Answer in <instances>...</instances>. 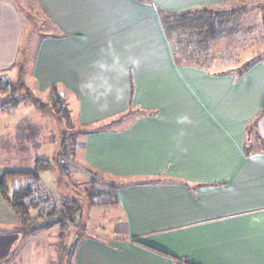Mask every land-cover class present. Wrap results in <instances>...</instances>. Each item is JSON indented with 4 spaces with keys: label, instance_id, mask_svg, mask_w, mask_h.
Listing matches in <instances>:
<instances>
[{
    "label": "crops",
    "instance_id": "1",
    "mask_svg": "<svg viewBox=\"0 0 264 264\" xmlns=\"http://www.w3.org/2000/svg\"><path fill=\"white\" fill-rule=\"evenodd\" d=\"M32 2L45 24L27 35L19 2L0 0V82L9 84L0 90V136L11 139L0 150V185L7 170L29 173L12 190L7 179L9 196L33 172L45 185L40 171L51 170L73 208L65 176L102 178L100 197L119 221L93 232L82 225L73 264H264V61L241 76L181 63L163 25V16L217 10L224 0ZM26 40L33 90L19 66ZM211 47L210 63L223 60L226 38ZM27 89L41 96L27 98ZM56 98L74 127L75 165L37 171V159L49 160L42 144L58 134L64 142ZM20 220L0 191V264L39 256L20 244L29 236ZM46 246L55 251L47 264L72 251L62 236L45 255Z\"/></svg>",
    "mask_w": 264,
    "mask_h": 264
},
{
    "label": "rangeland",
    "instance_id": "2",
    "mask_svg": "<svg viewBox=\"0 0 264 264\" xmlns=\"http://www.w3.org/2000/svg\"><path fill=\"white\" fill-rule=\"evenodd\" d=\"M16 2H19L20 9L24 14L26 28H27V35L29 33V30H32L30 33L33 34V32H37L36 30L41 28L43 24H45L44 19L42 18V14L36 5H34L33 0H15ZM24 1L27 5H25ZM217 12H221L222 14H231V12H243V15H237L239 17L238 20L233 21L227 26L228 32L224 34L222 37L226 38V51L223 52L222 59L220 62L217 61L213 63H210L212 59V55H214V50L212 49L210 45L209 50V60L206 64L205 59L206 56L197 55L198 53H195L197 57L193 58L195 61H202L204 63V67L209 69L210 66L216 71H222V70H228L233 71V73H239L242 68L245 67V65L248 62H252L254 60L256 61H264V0H224V3L219 6L217 10H214ZM44 27V26H43ZM29 33V34H30ZM213 42V41H212ZM211 42V44H212ZM28 40L25 41V44L22 49L21 57L19 60L20 67L22 66L23 72V83L26 82L27 86L30 88V90H33L34 87L32 85L33 78H31L30 69H28L27 66V57L28 59L33 58L35 50H29L27 47ZM29 50V51H28ZM219 55V58L221 57ZM218 56V55H216ZM258 59V60H257ZM213 61V60H212ZM24 62V63H23ZM214 64V65H213ZM5 76L0 72V78L3 79ZM14 78H16V75H12ZM18 85V84H17ZM33 88V89H32ZM9 89V87H8ZM8 89H0L2 90L1 93H7L6 90ZM21 89V88H18ZM23 93V92H22ZM20 93L16 98L25 96L28 98L30 96H41V95H31L29 90L24 91V94ZM33 93V92H32ZM57 99V98H56ZM64 103V102H63ZM55 105V104H54ZM56 107V106H55ZM59 107L60 114L57 117L59 119L62 118L64 124V131L63 136L64 139H66L68 136L70 140L75 141L74 135V127H68V113L65 112V109L61 111V109L65 106H62L61 102ZM34 119L38 120L39 118L34 115ZM59 136V134H58ZM55 136L53 138V143L46 142L42 144V153L48 158L51 162V164L54 166L55 169H59L58 164L61 167V171L64 173L65 169L63 168V165L60 164V160L68 161L70 166L75 165L72 160L69 159V157L64 155H59L58 153V141L59 137ZM5 141H11V139L8 137V135H5L4 137L0 136V150L1 146L4 144ZM57 141V142H56ZM72 147V144L70 148ZM72 149V148H71ZM1 152V151H0ZM39 152V149L37 150ZM39 158V157H38ZM38 160V159H37ZM57 160V161H56ZM59 162V163H58ZM44 171V172H43ZM51 170H41L40 173L43 175L42 179L46 182L45 185H47L51 190L56 194L54 197L61 198L60 196L65 195L64 191L65 189L59 190L57 185V182H54L53 179L51 180L49 176L51 175ZM79 172L78 175H70L65 176L64 182H66L69 190L72 192L73 196H76L78 198V204L76 207H73L72 209V215L71 218L64 219L63 222L54 224L50 227H44V228H38L36 230H30L29 227H25L24 231L26 233H29V236L27 238L21 237L22 247H29L28 251H30L28 254L37 255L39 253V256H36L35 259H30L31 261L27 264H47L46 263V257L54 255L55 251L52 248H48L46 246V254L45 255V249L43 248L44 245L51 244V243H57L59 241L60 236H62V240H64L65 244H68L69 248L72 249L73 243L76 240V234L81 233L83 231V226H88V229L90 231H95L96 227L98 226H104L110 229L111 227H114L115 224L119 221L117 213H114V210L112 208L111 203H105L103 199L102 201L97 202L93 199L91 200V195L93 193L96 194V197L101 194L99 193L102 188L104 187L103 183H100L102 181V178L95 177L93 179H90L87 182L82 183L81 178L83 177L82 170L77 171ZM14 183L13 178H10L8 180L9 188L12 190V185ZM106 189V187H105ZM53 193V194H54ZM105 196V194L103 195ZM106 195V200L107 197ZM94 198V197H93ZM66 200V199H65ZM100 203V204H99ZM72 208V207H71ZM39 209L38 207L31 208V217L32 220H39ZM56 215H59V212H53ZM42 220V219H41ZM21 221V220H20ZM43 221V220H42ZM16 228H23L24 223L21 221V225H16ZM29 231V232H28ZM59 235V237H58ZM31 240V241H30ZM41 250V251H40ZM18 253V250H16ZM68 252V251H67ZM66 254V253H65ZM69 254L65 255L64 261L61 264H69ZM46 256V257H45ZM47 257V259H48ZM14 254L7 258V261L5 262H11L13 260ZM16 258V254H15ZM30 258V256H29ZM52 259V258H51ZM49 257V260L47 262L52 261Z\"/></svg>",
    "mask_w": 264,
    "mask_h": 264
},
{
    "label": "trees",
    "instance_id": "3",
    "mask_svg": "<svg viewBox=\"0 0 264 264\" xmlns=\"http://www.w3.org/2000/svg\"><path fill=\"white\" fill-rule=\"evenodd\" d=\"M243 13L244 11L239 13L231 12V14H222L221 12L210 9H200L195 11H187L181 14H172V16H163V25L165 26L167 37H169L171 41L172 49L176 59L181 63L184 62L185 64H193L197 66L200 65L201 67L204 66L205 62L207 64L210 57L208 54L211 48V42L215 38L226 34L228 32L227 26L233 21L238 20L236 17L239 16L237 15H243ZM195 53H198L197 55L206 56L207 58L205 59V62L202 63L201 60L198 62L195 61L193 59L194 57H197ZM255 63H257L256 60L248 62L245 67L239 71L240 76L243 75L248 70V68ZM54 103L56 107L60 105V102L57 101V99L54 100ZM64 109L66 112L67 110L64 107L61 109V111ZM70 141V139H64V142L59 147V155L68 157L69 153L71 152L69 149H67V146L71 144ZM49 167L50 161L42 159H38L36 161L35 169L37 171L41 169H47ZM28 174L29 173L27 172H17L10 170L5 171L4 180L0 185V191L2 198L9 204L15 214L21 219L22 223H24L23 228L25 229V227H29L28 229L30 230L38 222L45 220L40 215V206L29 203L28 200L30 197V191L28 188H20L9 196V188L7 186V179L16 178L18 176H26ZM101 195L103 194H99L97 197H100ZM95 198L92 197L91 200H95ZM35 207H38L39 209V220H32L31 217V208ZM63 208L64 210L59 212V215H62L64 219L71 218L72 209L74 208H71L67 201L65 207ZM55 216V213H51L48 219Z\"/></svg>",
    "mask_w": 264,
    "mask_h": 264
},
{
    "label": "built area",
    "instance_id": "4",
    "mask_svg": "<svg viewBox=\"0 0 264 264\" xmlns=\"http://www.w3.org/2000/svg\"><path fill=\"white\" fill-rule=\"evenodd\" d=\"M9 84L6 81L0 82V89H8ZM74 140H71L72 144ZM67 146V149L71 146ZM66 161L60 160L61 165H65ZM28 189L30 191L29 203L37 204L40 206V215L43 219H48L51 213L62 212L65 207L66 200L64 198H56L54 195L43 185V182L36 173H33L29 182ZM104 197H97L96 199L102 201ZM95 199V201H96Z\"/></svg>",
    "mask_w": 264,
    "mask_h": 264
},
{
    "label": "water",
    "instance_id": "5",
    "mask_svg": "<svg viewBox=\"0 0 264 264\" xmlns=\"http://www.w3.org/2000/svg\"><path fill=\"white\" fill-rule=\"evenodd\" d=\"M64 217L62 215H56L55 217H52L50 219H47V220H43V221H40L38 222L32 229L33 230H36L38 228H44V227H50L54 224H57V223H60V222H63L64 220ZM79 242V239L77 238L75 240V242L73 243V247H72V251H71V254L69 255V264H73V260H74V254H76V251H77V247H78V243Z\"/></svg>",
    "mask_w": 264,
    "mask_h": 264
}]
</instances>
